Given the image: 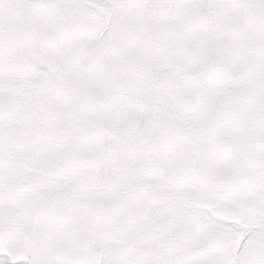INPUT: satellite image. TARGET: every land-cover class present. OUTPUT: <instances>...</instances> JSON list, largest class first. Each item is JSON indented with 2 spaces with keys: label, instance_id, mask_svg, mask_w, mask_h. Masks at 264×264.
Here are the masks:
<instances>
[{
  "label": "snow or ice",
  "instance_id": "snow-or-ice-1",
  "mask_svg": "<svg viewBox=\"0 0 264 264\" xmlns=\"http://www.w3.org/2000/svg\"><path fill=\"white\" fill-rule=\"evenodd\" d=\"M0 264H264V0H0Z\"/></svg>",
  "mask_w": 264,
  "mask_h": 264
}]
</instances>
